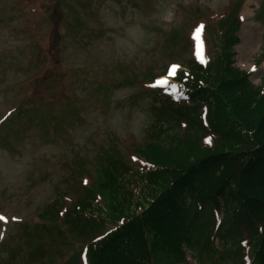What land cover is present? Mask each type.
<instances>
[{
  "label": "rangeland",
  "instance_id": "obj_1",
  "mask_svg": "<svg viewBox=\"0 0 264 264\" xmlns=\"http://www.w3.org/2000/svg\"><path fill=\"white\" fill-rule=\"evenodd\" d=\"M198 10L240 14L236 67L261 86L264 0H0V264H84L77 241L64 248L53 230L45 249L48 235L25 224L83 194L80 171L131 160L159 134L144 83L197 55L170 36L182 39ZM215 245L222 254L194 253L191 264H234L222 257L236 249Z\"/></svg>",
  "mask_w": 264,
  "mask_h": 264
},
{
  "label": "trees",
  "instance_id": "obj_2",
  "mask_svg": "<svg viewBox=\"0 0 264 264\" xmlns=\"http://www.w3.org/2000/svg\"><path fill=\"white\" fill-rule=\"evenodd\" d=\"M217 26L219 33L208 35L206 67L191 62L190 75H179L193 104L166 107L156 143L137 150L153 168L122 159L101 163L86 197L65 211L55 203L42 212V224L26 228L48 235L42 248L57 230L63 244L68 235L87 244L91 264H179L185 249L203 259L222 254L210 239L217 210L225 214L218 236L236 249L222 260L241 262L248 239L254 264H264V86L234 67L238 21ZM183 121L188 128L181 135Z\"/></svg>",
  "mask_w": 264,
  "mask_h": 264
},
{
  "label": "snow or ice",
  "instance_id": "obj_3",
  "mask_svg": "<svg viewBox=\"0 0 264 264\" xmlns=\"http://www.w3.org/2000/svg\"><path fill=\"white\" fill-rule=\"evenodd\" d=\"M179 66L178 65H172L171 68L173 70V74H174V71L178 68ZM6 219L4 216L0 215V220H4Z\"/></svg>",
  "mask_w": 264,
  "mask_h": 264
}]
</instances>
